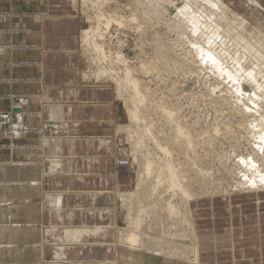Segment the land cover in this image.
<instances>
[{"label": "rangeland", "instance_id": "1", "mask_svg": "<svg viewBox=\"0 0 264 264\" xmlns=\"http://www.w3.org/2000/svg\"><path fill=\"white\" fill-rule=\"evenodd\" d=\"M102 1L104 10L102 8L101 12H104L105 18L111 17L119 19L122 23V27L112 23L108 30L105 31L103 27V25H105L103 23L105 22L102 20L98 27L102 30L103 35L97 37L95 41L103 46V51L95 52L82 42V31L89 29V27H97V22L94 17L98 15L100 11L97 7H94L95 5H90L83 0H0V117L5 115L9 117L8 119H0V170L5 174L4 179H0V193H2L5 184L13 183L16 185V182H14L11 177L9 178L6 176L9 169L12 171L14 169H19L25 173L30 170L34 171V169L29 168V164H34L35 161L25 160L21 155L28 151L37 150L39 143L35 141L40 140L43 133H46V131L42 133L40 129L51 131L49 132L50 134L47 133L46 135L53 136L61 133L60 131H62L65 126L62 121L57 119H48L37 124L27 121V118L32 116L31 113H34L35 117H37L40 111L37 109V111L29 112L28 107L31 105H33V107H39L40 103L44 105L45 102L48 103L49 100L43 97L45 88L42 83V75L44 72L42 59L48 57L52 65L58 68L61 67V71L64 73V75H61L66 77L63 81V86H61L62 88L68 89L72 85L77 84L82 90L107 91L117 106V110H119L118 121L114 123L112 128V134L115 135L113 136L119 147L120 156L116 158L117 160L128 161L129 166L124 167L129 169L133 176V186L130 191L126 192V194H131L127 198L128 208L126 207L123 209L120 201H118L116 205V210L120 218L118 221L119 226L121 225L123 230H127L130 219L136 217L135 215L138 216V211H144L142 215L141 213L139 214L140 217H138V219L142 222H140V229L143 230L142 232L144 234L147 233L146 235L148 238L151 234L154 236H152V238L158 239L161 237L162 240H165L167 237L171 238L172 233L173 241L179 242L180 248H182L185 245H190L192 240L189 239V233H187L183 224L179 223L178 219L171 216L167 212L168 210H165L167 206H164L168 201L172 203L178 202L176 205L179 203L182 204V202L179 196H177L178 194L176 195L174 193L176 199L172 196L173 193L165 182L164 174H160L159 177L161 178L162 176V181L155 186L158 165H160V162L166 160H172L176 169H178V165H182L181 167L179 166L181 168L179 171L181 170L182 172L183 170L184 173L182 174L179 172L183 175L180 177L185 180L186 185H189L191 192L196 195L198 194V201L219 198L222 194L227 193V191L229 193L235 191L233 196L256 195L254 192L250 194L240 193L242 189H236L234 187L236 182L242 181L245 174L246 176H250L247 165L249 163V158L253 154V140H251L252 138H245L247 132L241 130L244 129L243 125H246L248 121L252 126L255 125L253 119L246 118L242 112L236 111V109H239L238 107H242V109L244 107H249L251 110L254 107L253 103L260 107L262 105L264 108V76H258L256 80L258 82H251L248 80L247 74L251 71L250 69L252 67H250V65H245L243 68L245 71H241L244 74L240 72L238 75L237 79L239 82H237L238 80H236L235 83L229 82V80L224 79L223 75L220 76V74L212 70L208 63H202L200 53L192 49L195 38L184 28L186 27V18H183L184 27L181 25L178 29L175 28V24L179 23L176 21L178 9L184 5H187L190 11H198L203 8L206 9L207 7L205 8L204 5L207 0H193V2L192 0H189L190 2H186L187 0ZM219 1L231 14L228 15L227 20L223 21L216 19L214 22L216 25L219 22L218 25L224 28L226 25L225 23H233L237 16L239 18L241 17L244 21L246 20L245 22L247 23L245 32H238L241 33V36L247 39L251 38V40L254 38L253 40L256 41L258 40V36H256V32H253L254 30L261 31L262 34H264V0ZM206 10L210 11L209 8ZM143 16H145V18ZM133 17L135 20H131ZM43 23H45L44 26H46L44 28V35L47 36L44 38L46 40L45 43L47 46H50L51 51L47 49L44 50L40 46L41 37L38 36V31L42 28L39 27V25L42 26ZM236 27L238 26L233 27V31ZM179 29H182V31ZM252 33L255 35H250ZM191 41H193V43ZM262 42L264 43V41ZM199 43L201 44V41ZM203 45L206 46V49L207 45L202 41V46ZM215 49H217V47ZM216 51L220 53L221 57L219 63L220 70L222 72H233L234 66L230 59L227 58L228 53L219 52V49ZM100 53H103V56ZM165 53L169 55H165ZM228 66H231V68ZM100 68L101 70L109 71L110 75L99 78L96 77ZM204 68L207 71H205ZM125 69H129L132 77L138 82V89L143 99L140 110L141 115L145 118V123L148 126L151 124L150 131L152 135L157 140L159 139L158 141L160 144L165 143L162 145L168 149L170 148L172 154H170V159L168 158L169 156L165 157L156 150L157 148L156 146L154 147L150 138L141 134L142 132L144 133V124L139 127H134V125L129 122L127 108H130V98L133 96L131 95V89L121 88L118 90L114 82V80H122L124 78ZM28 74L30 76H28ZM244 78L247 81L244 82ZM261 78L263 81L260 80ZM25 87L27 89H23ZM254 90L257 92H254ZM253 98L255 100L254 102L252 101ZM258 101L262 102L260 103ZM49 102L50 105L55 103L53 101ZM213 103H215V107ZM164 108L175 114L174 121L178 118L179 120L177 119L175 122H178V124L183 127L184 131L188 128V131L186 130L187 134H192L188 136L194 140L190 138L193 141V150L191 149L190 151V149L188 150L185 148V138L183 142H181L183 138L177 135L176 130H174L175 127L173 122L166 120V116L162 110ZM260 114L263 115V119L264 112L261 111L258 114L259 117ZM243 118L244 121H242ZM262 119L258 121L264 122ZM21 123L24 125V132H21ZM212 126L214 129H218L216 136ZM54 128L58 129L54 130ZM239 128H241V130ZM236 130H239L238 134ZM15 131H17V133ZM205 131L208 133H204ZM233 132L235 134L234 136L237 137L236 140L233 137L230 138ZM230 133L232 134L229 135ZM169 134H172V136ZM226 135L228 138H226ZM142 137L145 138L141 141L140 138ZM26 140H32V142H26ZM233 140H235V142ZM245 142L248 146L252 145L248 147ZM182 147L184 148L183 151ZM185 150L186 152H184ZM180 151H182L183 154L180 153ZM184 155L187 158H184ZM189 157L195 159L193 160ZM156 158H159V161ZM244 158L246 161L243 160ZM146 160L153 162L152 172L151 175L144 180L143 185L138 186V177L141 174V168ZM115 161L116 160H114V162ZM187 163L188 165L190 164L189 168ZM198 165L201 166L204 171H208L212 175L207 178L202 174H198L194 168ZM191 167L193 169H191ZM230 167L231 169H229ZM188 169H191V172H189ZM226 169L228 170L226 171ZM232 170L234 171L232 172ZM197 174L199 175V179L197 178ZM238 175L239 179L237 178ZM202 177H205V180L204 178L202 179ZM196 180L198 183H195ZM245 190L248 191L250 189L245 188L243 191ZM198 201H194L196 202L195 205L199 203ZM16 202L17 200L5 203L0 202V205L6 207V205H13L16 204ZM191 216L193 220V212ZM173 230L175 234L172 232ZM177 236L178 238L175 240ZM180 242L183 243V245ZM166 243L167 242H165V244ZM163 244L164 243H162V245ZM148 261L149 263L154 262L153 260ZM6 262L7 261L0 258V264H7Z\"/></svg>", "mask_w": 264, "mask_h": 264}, {"label": "crops", "instance_id": "2", "mask_svg": "<svg viewBox=\"0 0 264 264\" xmlns=\"http://www.w3.org/2000/svg\"><path fill=\"white\" fill-rule=\"evenodd\" d=\"M44 24L39 25L40 46L51 51ZM42 62L43 97L49 100L28 107L29 112L40 111L27 121L57 119L65 126L61 133L35 141L36 151L22 153L23 159L35 161L29 164L34 171L9 169L6 174L16 185H4L0 202H17L0 205V258L7 264H39L37 246L40 264H124L113 244L115 207L117 197L132 188L133 176L114 162L120 156L112 134L119 110L107 91L82 90L77 84L62 88L66 77L61 67L48 57ZM53 107L60 108L59 115H51ZM4 175L0 170L1 180ZM257 196L219 197L193 205L199 264H264V194ZM137 263L153 264L142 257Z\"/></svg>", "mask_w": 264, "mask_h": 264}, {"label": "bare ground", "instance_id": "3", "mask_svg": "<svg viewBox=\"0 0 264 264\" xmlns=\"http://www.w3.org/2000/svg\"><path fill=\"white\" fill-rule=\"evenodd\" d=\"M84 2H87L89 3L90 5H95L94 7H97L98 10L100 11L98 13V15H96L94 18H95V21L97 22V27L95 28H92V27H89V29L87 30H84L82 31V42H84L85 45H87L88 47L92 48L91 50H94L95 52H102L103 51V46H101V44L97 43L95 41V39L97 37H101L103 35V32L102 30L98 27L99 24L102 22V20L105 22L103 24V27H104V30L107 31L108 28L110 27V25L112 23H115L116 25L118 26H121L122 23L119 19L117 18H111V17H107L105 18L104 16V12L102 11L101 12V9L103 8L104 10V5L102 4V0H83ZM172 1V0H171ZM170 1V2H171ZM191 1V0H190ZM189 0H187L186 2H190ZM199 1V0H198ZM202 1V0H200ZM206 1V0H205ZM184 2V1H183ZM193 2V0H192ZM190 4V3H189ZM204 4V2H203ZM205 8H209V10H206V9H201V10H198V11H190L189 10V7L187 5H184L183 7H181L180 9L177 10V13L176 16V21L179 22L177 24H175V28L178 29L179 27H181V25H183L182 27H184V24H183V18L185 19L186 18V21H185V26L184 27L189 33H191L194 38H195V41L193 43V41H191L193 44H192V49L195 51V52H199L200 55H201V62L202 63H208L211 67L212 70H214L216 73L223 75L224 76V79H227L229 80V82H233L235 83L236 80H238V75L239 73L242 71H245L243 70L244 66L245 65H250V67H252L250 70V72L247 74V77H248V80H250L251 82H254L257 80V77L258 76H264V43L262 41H264V34H262L261 31H253L256 36H258V40H251V38H244L243 36H241V33H238V32H245L246 30V20L244 21L243 19H241V17H237L236 16V19H234L235 21L233 23L231 22H227L225 23L226 25L223 27L219 26L218 25V20H227L228 19V15L231 14L228 12V9L225 8L224 6H222V3L219 1V0H207L206 1V4L204 5ZM202 7V6H201ZM196 8V7H195ZM144 9V8H143ZM199 9V8H198ZM159 10V9H158ZM146 11V10H145ZM151 11V10H150ZM231 12V11H230ZM142 13V12H141ZM149 13V12H148ZM143 14V13H142ZM146 14V13H145ZM179 14H180V17H179ZM145 18V16H143ZM233 17V16H232ZM181 19V20H179ZM217 20V25L214 23L215 20ZM131 20H135V18L133 17ZM232 20V19H231ZM229 20V21H231ZM221 23V22H220ZM224 23V22H223ZM222 23V24H223ZM220 24V25H222ZM117 26V27H118ZM172 26V25H171ZM223 26V25H222ZM234 26H238L235 28V30L233 31V27ZM122 27V26H121ZM182 31V29H179ZM184 30V29H183ZM185 30V31H186ZM240 30V31H239ZM180 31V32H181ZM173 33V32H172ZM187 33V32H186ZM254 33L250 34V35H253ZM181 34V33H180ZM249 34V33H248ZM254 34V35H255ZM182 35V34H181ZM180 36V35H179ZM248 37V36H246ZM180 39V38H178ZM193 39V38H192ZM176 40V39H175ZM191 40V39H190ZM205 40V41H204ZM98 41V40H97ZM201 41V44L199 43ZM202 41L203 43L205 42V44L207 45V48L205 49L206 46H202ZM99 42V41H98ZM189 42V41H188ZM153 43V42H151ZM162 43V42H161ZM181 44V43H180ZM187 45V44H185ZM174 47V46H173ZM217 47V49H215ZM150 49V48H149ZM219 49V52L222 51V52H227L228 55H227V58L230 59V61L232 62L234 68H233V72H222L220 70V67H219V63L221 61V57H220V53H218L216 50ZM156 50V49H155ZM186 50V49H185ZM189 50V48H188ZM211 50V51H210ZM215 50V51H214ZM174 51V50H173ZM192 51V50H191ZM213 51V52H212ZM151 53V52H150ZM161 53V52H160ZM102 56H103V53H100ZM176 54V53H174ZM182 54V53H181ZM96 55V54H95ZM165 55H169V54H166ZM196 55V54H195ZM94 56V54H93ZM178 56V55H177ZM108 57V56H107ZM167 57V56H165ZM114 58V57H112ZM169 58V57H168ZM184 58V57H183ZM182 58V59H183ZM226 58V59H227ZM195 59V58H193ZM95 60V59H94ZM166 60V59H165ZM223 61V60H222ZM94 62V61H93ZM175 62V60H174ZM227 62V61H226ZM97 63V62H96ZM107 63V62H105ZM98 64V63H97ZM108 64V63H107ZM231 64V65H232ZM103 65V64H102ZM222 65V64H221ZM226 65V64H225ZM96 66V65H95ZM99 66V65H97ZM206 66V65H205ZM109 67V66H108ZM177 67V66H176ZM222 67V66H221ZM231 68V66H228ZM99 68V67H98ZM111 68V67H109ZM206 68V67H205ZM204 68L205 71H207L206 69ZM224 68V67H223ZM114 69V68H113ZM203 69V68H202ZM201 69V70H202ZM208 69V68H207ZM246 69V68H245ZM248 69V68H247ZM115 70V69H114ZM146 70V69H145ZM231 70V69H230ZM124 71V70H123ZM228 71V70H227ZM241 72V73H242ZM174 73V71H173ZM172 73V74H173ZM213 74V73H212ZM215 74V73H214ZM244 74V73H242ZM107 75H110V72L109 71H106V70H101V68L99 69V72L96 74V77H105ZM214 76V75H213ZM218 76V75H217ZM241 76V75H240ZM115 77V76H114ZM245 77V76H244ZM242 78V77H241ZM217 79V78H216ZM100 80V79H99ZM259 80V79H258ZM261 81L262 78L260 79ZM222 81V80H221ZM224 81V80H223ZM247 81L245 80L244 78V82ZM115 82V85L116 87L119 89L121 88H130L131 89V105H130V108H127V116H128V119H129V122L132 123L134 125V127H139L140 125L144 124V133L142 132L141 134L145 137H148L151 139V141L153 142L152 144H154V147L156 146V150H158L163 156H169L168 158L170 159V148L168 149L167 147L163 146L164 144H160V142L152 135L151 131H150V126H148L146 123H145V118H143V116L141 115V104H142V96H141V93L139 92V89H138V82L136 79H134L131 75V72L129 69H125L124 71V78L122 80H114ZM239 82V80L237 81ZM258 82V81H256ZM225 83V82H224ZM241 83V82H240ZM260 83V82H259ZM239 84V83H238ZM237 84V85H238ZM249 84V83H248ZM255 84V83H253ZM252 84V85H253ZM261 84V83H260ZM228 85V84H227ZM240 85V84H239ZM259 85V84H258ZM257 85V86H258ZM236 86V85H235ZM257 86H253V87H257ZM252 87V88H253ZM260 88V86H259ZM253 89H256V88H253ZM237 90V89H236ZM258 90V89H256ZM254 90V92L256 91ZM127 91V90H126ZM141 91V90H140ZM242 91V90H241ZM262 91V90H260ZM257 92V91H256ZM264 92V91H263ZM122 93V92H121ZM239 93V91H238ZM259 93V91H258ZM240 94V93H239ZM255 94V93H253ZM262 94V92H261ZM245 95V94H244ZM255 96V95H254ZM263 96V95H262ZM240 97V96H239ZM246 98V97H245ZM244 98V99H245ZM249 100V99H248ZM262 100V99H261ZM264 100V99H263ZM228 101V100H227ZM232 101V100H231ZM253 102L255 101L254 98L252 100ZM236 102V101H234ZM260 102V101H258ZM262 102V101H261ZM260 102V103H261ZM233 103V102H232ZM214 104V107H215V103ZM218 104V103H217ZM229 104V103H227ZM263 104V103H262ZM219 105V104H218ZM226 105V104H225ZM231 105V104H230ZM254 107L250 110L249 107H244L243 105V109L242 107H238L239 109H236V111H239V112H242V114L246 117V118H250V119H253L255 121V127L252 126L249 121L248 123H246V125L244 124L243 127L244 129L241 130V128H239L241 131H246V135H245V138L247 137V139H250L252 138L251 140H253V151H252V155L251 157L249 158V163L247 165V168H248V173L250 174V176H244V178L242 179V181L240 182H236L234 187L237 189H242V192H239L240 193H244V194H250V193H256L258 196L261 194H264V122H261V121H258L260 119H262V116L260 114V117L258 116V114L263 111L264 112V108L263 106L261 105L260 106H257V104H254ZM224 106V105H223ZM238 106V105H237ZM226 107V106H225ZM228 107V105H227ZM159 108V106H158ZM229 108V107H228ZM160 109V108H159ZM215 109V108H214ZM223 109V108H222ZM235 109V108H233ZM232 109V110H233ZM164 111V114L166 116V120H168L169 122H173L174 124V127L177 132V135L178 136H182L181 138H183L181 140V142H183L184 138H185V148L186 149H192L193 145H192V142L194 141L193 138L189 137L188 135L190 134H187V131H188V128H186V130L184 131L183 127L180 126L178 124V122L176 123L175 121L178 119H176L174 121V116L175 114L172 112V111H168V110H165L162 109ZM221 110V109H220ZM235 111V110H234ZM59 112H60V108H56V107H53L50 109V113L51 115L53 116H57L59 115ZM221 112V111H220ZM229 112V111H228ZM239 112H236V113H239ZM229 114V113H228ZM229 116V115H228ZM239 116V115H238ZM164 117V116H163ZM243 117V116H242ZM55 118V117H53ZM165 118V117H164ZM218 118V117H217ZM222 118V117H221ZM230 118V117H229ZM245 118V119H246ZM259 118V119H258ZM158 119V118H157ZM231 119V118H230ZM179 120V119H178ZM217 120V119H215ZM228 120V119H227ZM224 121V120H223ZM226 121V120H225ZM230 121V120H229ZM244 121V118L243 120ZM262 121H264V118L262 119ZM247 122V121H246ZM251 122V121H250ZM165 123V122H164ZM224 123V122H223ZM237 123V122H236ZM245 123V122H243ZM252 123V122H251ZM172 124V125H173ZM184 124V123H183ZM254 124V123H252ZM60 125V124H59ZM170 125V124H169ZM171 125V126H172ZM182 125V124H181ZM185 125V124H184ZM219 125V124H218ZM216 126V125H215ZM214 126V127H215ZM224 126V125H223ZM236 126V125H235ZM60 127V126H59ZM172 127V128H174ZM217 127V126H216ZM215 127V128H216ZM227 127V126H226ZM239 127V125H238ZM213 128V126H212ZM225 128V127H223ZM135 129V128H134ZM142 129V128H141ZM166 129V128H165ZM226 129V128H225ZM224 129V130H225ZM228 129V127H227ZM235 129V128H234ZM56 130V129H54ZM201 130V129H200ZM210 130V129H209ZM221 130V129H220ZM219 130V131H220ZM232 130V129H231ZM136 131V130H135ZM170 131V130H169ZM172 131V130H171ZM223 131V130H222ZM238 131L239 130H236L237 134H238ZM51 131H46V133H43V135H46L47 133H49ZM129 132V131H128ZM172 132H175V131H172ZM200 132V131H199ZM213 132L215 133V136L218 132V129H214L213 128ZM232 132V131H231ZM171 133V132H170ZM206 133V131L204 132ZM208 133V132H207ZM206 133V134H207ZM213 133V134H214ZM50 134V133H49ZM131 134V133H130ZM137 134V133H136ZM173 134V133H172ZM172 134H169L172 136ZM175 134V133H174ZM232 133H230L229 135H231ZM245 134V133H244ZM42 135V136H43ZM132 135V134H131ZM159 135V134H158ZM166 135V134H165ZM192 134H190L191 136ZM234 132H233V135L230 136V138H236L234 136ZM48 136V135H47ZM161 136V135H160ZM170 136V137H171ZM206 136V135H205ZM209 136V135H208ZM214 136V137H215ZM227 136V135H226ZM237 136V135H236ZM242 136V135H241ZM145 137H142L140 138V140L142 141L143 138ZM195 137V136H194ZM249 137V138H248ZM139 138V137H138ZM167 138V136H166ZM172 138V137H171ZM174 138V137H173ZM180 138V139H181ZM193 140H191V139ZM208 138V137H207ZM228 138V136L226 137ZM175 139V138H174ZM195 139V138H194ZM223 139V138H222ZM242 139V138H241ZM163 140V139H162ZM176 140V139H175ZM198 140V139H197ZM235 140H233L235 142ZM245 140V139H244ZM249 140V141H251ZM177 141V140H176ZM203 141V140H202ZM248 141V140H247ZM246 141V142H247ZM137 142V141H136ZM139 142V141H138ZM166 142V141H165ZM170 142V141H169ZM175 142V141H174ZM173 142V143H174ZM178 142V141H177ZM180 142V143H181ZM238 142V141H237ZM245 142V144L247 145V143ZM252 142V141H251ZM140 143V142H139ZM138 143V144H139ZM179 143V142H178ZM195 143V142H194ZM208 143V142H207ZM212 143V142H211ZM171 144V143H170ZM183 144V143H182ZM182 144H180L181 146H183ZM210 144V143H208ZM175 145V143H174ZM179 145V146H180ZM198 145V144H197ZM202 145V144H200ZM234 145V144H233ZM232 145V146H233ZM242 145V144H241ZM252 145V144H251ZM249 145V146H251ZM136 146V145H135ZM216 146V145H215ZM248 146V145H247ZM248 146V147H249ZM184 147V146H183ZM182 147V151H183V148ZM212 147V146H211ZM240 147V146H239ZM196 148V146H195ZM198 148V147H197ZM201 148V147H200ZM215 148V147H214ZM252 148V147H251ZM175 149V148H174ZM181 149V148H180ZM223 149V148H222ZM237 149V148H236ZM246 149V148H245ZM178 150V149H177ZM187 150V152H188ZM193 150V149H192ZM203 150V148H202ZM201 150V151H202ZM210 150V149H209ZM214 150V149H213ZM136 151V150H135ZM175 151V150H174ZM182 151H180V153H182ZM195 151V150H194ZM222 151V150H221ZM224 151V150H223ZM186 152V150L184 151ZM197 152V151H195ZM125 153V152H124ZM175 153V152H174ZM183 154V153H182ZM236 154V153H235ZM114 155V154H113ZM172 155V154H171ZM178 155V153H177ZM180 156H182L181 154H179ZM186 155V153H185ZM184 155V158L186 157ZM197 155V154H195ZM124 156V155H123ZM159 156V155H158ZM218 156V155H217ZM240 157V156H239ZM161 158V157H160ZM187 158V157H186ZM190 158V157H189ZM198 158V157H196ZM204 158V156H203ZM202 158V159H203ZM215 158V157H214ZM220 158V157H219ZM222 158V157H221ZM226 158V157H225ZM235 158V157H234ZM233 158V159H234ZM247 158V157H246ZM158 161H159V158H156ZM166 159V158H165ZM164 159V160H165ZM176 159V158H175ZM190 159H195V158H190ZM189 159V160H190ZM236 159V158H235ZM242 159V157H241ZM248 159V158H247ZM115 164L119 167H122L121 165H118V160L117 158H115ZM154 160V159H153ZM174 160V159H173ZM185 162H187L185 159H183ZM188 160V159H187ZM196 160H199V159H196ZM231 160V159H230ZM244 161L245 158L243 159ZM132 161V160H131ZM156 161V160H155ZM176 161V160H175ZM183 161V162H184ZM191 161V160H190ZM234 161V160H233ZM145 163H143V166H142V170H141V174L140 176L138 177V186H141L143 185L144 183V180L147 179V177H149L151 175V172H152V168H153V162L150 161V160H146L144 161ZM192 162V161H191ZM223 162V161H222ZM228 162V161H227ZM235 162V161H234ZM159 163V162H158ZM173 161H164V162H160L158 165V171H157V178H156V185L157 186L162 180V176L161 178L159 177L160 174H164L165 177V182L167 183L168 185V188L170 189V191L173 193L172 196H174V193L179 196V199L181 200L182 204H177L178 202L176 203H171L168 201L167 204H165L164 206H167V209L165 210H168L167 212L175 217L176 219L179 220V223H182L183 226L185 227V230L187 231V233H189V239L192 240V242L190 243V245H185L183 246L182 248H180V245H179V242L177 243V241H173L174 239L172 238V233H171V238L167 237L165 238V240H162L161 237L158 238V239H155V238H152L153 235H149V238L147 237V233L144 234L140 229V225H141V220L138 219V217H140V213L142 215V212L144 211H138V216L135 215L136 217L130 219L129 221V227L127 230H123L121 228V225L119 226L118 223L115 224V226L113 227V235H114V247L116 249H119L118 252H120L121 254V257L123 259V263L124 264H138L137 261L139 258H143V259H148V260H153V264H164L165 261H169L171 262V264H199V245H198V238H197V234H196V230L194 228V225H193V220L191 219V215H192V212L194 213L193 209H192V206L196 203L194 201H198L199 198H197V195L194 194L193 192L190 191V188H189V185H186L185 183V180L182 179L181 177L183 176L182 174L184 173L183 170L181 172V170L179 171V169H181L180 167L182 165H178L176 169L175 166H174V163ZM181 163V162H179ZM189 163V162H188ZM187 163V165H188ZM198 163V162H197ZM246 163V164H247ZM176 164H177V161H176ZM175 164V165H176ZM190 165V164H189ZM189 165H188V168H189ZM219 165V163H218ZM231 165V164H230ZM234 165V164H233ZM129 166V164L127 165ZM156 166V165H155ZM180 166V167H179ZM193 166V164H192ZM228 166V165H226ZM225 166V167H226ZM236 166V165H234ZM233 166V167H234ZM240 166V164H239ZM124 167V166H123ZM184 167V166H183ZM132 168V167H131ZM196 172L198 174H202L203 176L205 177H210L212 174L208 171H204L203 168L201 166H195L194 167ZM238 168V167H237ZM140 169V168H139ZM191 169H193L191 167ZM191 169L189 170V172H191ZM211 169V168H210ZM231 169V167L229 168ZM234 169V168H233ZM156 170V169H155ZM194 170V171H195ZM206 170V169H205ZM228 169H226L227 171ZM245 170V169H244ZM187 171V169H186ZM225 171V172H226ZM234 170H232L233 172ZM240 171V170H239ZM15 172L21 174L22 173V170H15ZM181 172V173H179ZM188 172V171H187ZM186 172V173H187ZM229 172V171H228ZM195 174V172H194ZM197 174V178L199 179V175ZM229 174V173H227ZM243 174V173H242ZM18 175V174H17ZM189 175V174H188ZM215 175V173H214ZM222 175V174H221ZM230 175V174H229ZM235 175V174H233ZM241 175V174H240ZM154 176V175H153ZM181 176V177H180ZM190 176V175H189ZM195 176V175H194ZM191 177V176H190ZM205 177H202V179L204 178L205 180ZM248 177V178H247ZM21 178V177H20ZM19 178V179H20ZM188 178V177H187ZM186 178V180H187ZM193 178V177H192ZM222 178V177H221ZM239 179V175L237 177ZM201 179V180H202ZM232 179V178H231ZM200 180V181H201ZM218 180V179H217ZM151 181V180H150ZM194 181V180H193ZM237 181V180H235ZM190 182V181H189ZM188 182V183H189ZM148 183V181H147ZM154 183V182H153ZM165 183V184H166ZM195 183H198L197 180ZM18 184V183H17ZM149 184V183H148ZM191 184V183H190ZM205 184V183H204ZM20 185V184H19ZM195 185V184H194ZM18 186V185H17ZM149 186V185H148ZM191 186V185H190ZM198 186V185H197ZM200 186V185H199ZM229 187V186H228ZM156 188V187H155ZM167 188V189H168ZM196 188V187H195ZM230 188V187H229ZM245 188H248L250 190L248 191H243ZM139 189V188H138ZM150 189V188H149ZM193 189V188H191ZM228 190V189H227ZM233 190V188H232ZM204 191V190H203ZM234 191V190H233ZM195 192V191H194ZM199 192V191H198ZM235 192V191H234ZM229 193L227 191V193L225 194H222L220 196V198H227V197H231L233 196V193ZM143 193V192H142ZM147 193V192H146ZM200 193V192H199ZM203 193V192H202ZM157 194V193H156ZM205 194V193H204ZM131 194L129 193H124V194H120V196L117 197V202L120 201L121 203V206L124 208L127 207L128 205V200L127 198L130 196ZM200 195V194H199ZM142 196V195H141ZM153 196V195H152ZM257 196V197H258ZM259 196V197H260ZM146 197V196H145ZM256 197V196H255ZM55 198V197H54ZM57 198V197H56ZM174 198L176 199V197L174 196ZM172 199V198H171ZM228 199V198H227ZM151 200V199H150ZM259 200V199H258ZM55 201V200H54ZM52 201V203L54 202ZM136 202V201H135ZM162 202V201H161ZM192 202V203H191ZM194 202V203H193ZM58 204V203H57ZM60 204V203H59ZM55 205V204H54ZM56 206V205H55ZM54 206V207H55ZM128 208V207H127ZM146 210V209H145ZM125 212V210H124ZM18 213V212H17ZM115 213H116V216H117V219L119 221V216H118V213H117V210H116V207H115ZM123 214V213H122ZM168 214V215H169ZM172 218V217H171ZM175 221V220H174ZM177 221V220H176ZM141 222V223H140ZM178 222V221H177ZM172 223V221H171ZM174 226V225H173ZM172 226V227H173ZM178 226V225H177ZM177 228V227H176ZM6 229V228H5ZM147 229V228H146ZM178 229V228H177ZM87 230V229H86ZM172 230V229H171ZM183 230V229H182ZM17 231V230H16ZM164 231V230H163ZM178 231V230H177ZM3 232V230L0 228V233ZM160 232V231H159ZM174 233V230L172 231ZM155 233V232H154ZM149 234V233H148ZM168 234V233H167ZM175 234V233H174ZM178 234V233H177ZM180 234V233H179ZM1 235V234H0ZM17 235V234H15ZM170 235V234H168ZM182 235V234H181ZM2 236V235H1ZM21 236V235H20ZM151 236V237H150ZM175 236V235H174ZM173 236V237H174ZM18 237V236H16ZM15 237V238H16ZM154 237V236H153ZM180 237V236H179ZM188 237V236H187ZM157 238V237H156ZM177 237H175V240H176ZM18 239V238H17ZM184 241V240H183ZM165 242H167L165 244ZM162 243H164L162 245ZM181 243V242H180ZM183 245V243H181ZM187 244V243H186ZM113 246V245H112ZM39 248L41 247H35V251H36V259L38 260V262L40 261L41 263V253L39 255ZM114 248V249H115ZM5 251V250H3ZM14 251V250H13ZM111 252V251H110ZM55 254V253H54ZM53 254V255H54ZM13 255V253H12ZM10 256V255H9ZM117 257V256H115ZM12 258V257H11ZM11 260V259H10ZM119 260V259H118ZM11 262V261H10ZM114 262V261H113ZM112 262V263H113ZM116 262V261H115ZM118 262V261H117ZM39 263V264H40ZM110 263V262H109ZM42 264H60L59 261H51V262H48V263H42ZM99 264V263H98ZM115 264V263H114Z\"/></svg>", "mask_w": 264, "mask_h": 264}, {"label": "built area", "instance_id": "4", "mask_svg": "<svg viewBox=\"0 0 264 264\" xmlns=\"http://www.w3.org/2000/svg\"><path fill=\"white\" fill-rule=\"evenodd\" d=\"M9 117L8 116H2V117H0V119H8ZM24 125H22V123H21V132H24L25 130H24ZM54 129H58V128H54ZM41 131H42V133L44 132V131H48V130H44V129H40ZM16 133H17V131H15ZM118 165H121V166H127L128 165V161H121V160H118Z\"/></svg>", "mask_w": 264, "mask_h": 264}]
</instances>
